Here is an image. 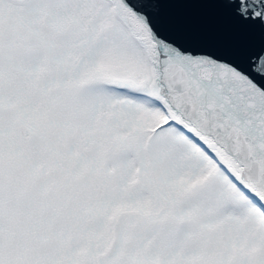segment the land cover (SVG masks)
I'll return each instance as SVG.
<instances>
[{
	"label": "snow or ice",
	"instance_id": "1",
	"mask_svg": "<svg viewBox=\"0 0 264 264\" xmlns=\"http://www.w3.org/2000/svg\"><path fill=\"white\" fill-rule=\"evenodd\" d=\"M0 264H264V0H0Z\"/></svg>",
	"mask_w": 264,
	"mask_h": 264
},
{
	"label": "water",
	"instance_id": "2",
	"mask_svg": "<svg viewBox=\"0 0 264 264\" xmlns=\"http://www.w3.org/2000/svg\"><path fill=\"white\" fill-rule=\"evenodd\" d=\"M180 14L210 42L252 38L229 17L212 9H183L180 10Z\"/></svg>",
	"mask_w": 264,
	"mask_h": 264
}]
</instances>
